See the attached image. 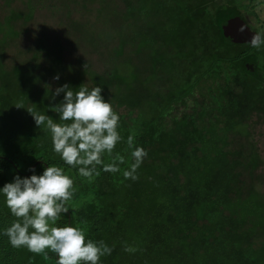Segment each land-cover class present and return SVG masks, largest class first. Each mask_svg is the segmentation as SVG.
<instances>
[{
  "label": "trees",
  "instance_id": "trees-1",
  "mask_svg": "<svg viewBox=\"0 0 264 264\" xmlns=\"http://www.w3.org/2000/svg\"><path fill=\"white\" fill-rule=\"evenodd\" d=\"M15 1L0 23V189L17 175H42L46 164L63 168L75 197L56 226L82 227L86 239L112 247L100 264H264V158L248 124L264 116V45L233 43L220 21L249 0H18L12 8ZM109 6L106 17L123 19L125 33L98 23ZM39 9L59 16L65 40L44 22L29 33ZM10 40L24 47L4 46ZM64 84L102 87L120 116L113 155L130 162L129 135L148 152L138 180L123 177L127 163L81 177L54 152L51 133L16 107L63 123L50 109ZM14 220L0 193V264H58L50 250L13 248L3 232ZM125 242L138 250L125 252Z\"/></svg>",
  "mask_w": 264,
  "mask_h": 264
},
{
  "label": "clouds",
  "instance_id": "clouds-1",
  "mask_svg": "<svg viewBox=\"0 0 264 264\" xmlns=\"http://www.w3.org/2000/svg\"><path fill=\"white\" fill-rule=\"evenodd\" d=\"M232 12L246 23L239 29L240 32L249 28L254 33L249 45H238L260 49L264 45V31L257 32L255 25H251L244 15H254L253 10L250 7L247 10L235 8L223 14L230 15ZM224 37L235 43L232 38ZM84 68L86 70L87 64ZM251 69L256 70L255 66ZM55 79L58 80L59 76ZM60 93H65L63 101L50 110L58 113L63 123L54 122L52 117L32 108H25L22 103L16 107L26 109L38 128L51 133L54 152L60 155L66 165L78 169L81 177L91 181L94 175L100 174L98 166H102L105 172L115 174L121 172L120 166L127 163L128 167L122 172L123 177L126 180H138V169L148 152L138 147L134 136L129 135L125 151L130 155V162L124 155H113L117 144L123 140L118 131L120 116L101 95L102 87L96 86L89 90L86 84H82L78 91H73L68 84H64L56 88L52 99L55 100ZM105 155L111 159L110 163L104 162ZM0 193L4 195L6 206L15 217L11 226L3 232L13 248H26L34 254L45 255L46 250H50L58 256V264H100L102 257L112 254L113 248L103 240L86 239L82 227L56 226L62 214L69 212V201L75 197L74 181L63 168L46 164L42 175L34 174L25 178L17 175L14 182L0 189ZM137 250L125 242V252L135 253Z\"/></svg>",
  "mask_w": 264,
  "mask_h": 264
},
{
  "label": "rangeland",
  "instance_id": "rangeland-1",
  "mask_svg": "<svg viewBox=\"0 0 264 264\" xmlns=\"http://www.w3.org/2000/svg\"><path fill=\"white\" fill-rule=\"evenodd\" d=\"M114 0H111V2H113ZM117 3L120 4L119 1H117ZM249 4H250V8L253 10L254 15H250L249 17H247V13H244V15L246 16L248 22L252 25H255V28L258 31H264V0H249ZM20 1L16 0L13 4H11V7H20ZM94 7H97V5L95 4ZM113 7H108L105 11H104V18L99 21L98 23H100L101 26H106V27H115L116 29H118V27H121L122 32L125 33V25H124V21L123 19L117 20L115 17H106L107 13L110 12L112 10ZM242 8V7H241ZM91 11V15H95L96 11L93 7H90ZM244 9V8H242ZM8 15V6H7V0H0V23L4 22L6 17ZM59 18V16H58ZM58 18H54L51 17L49 14V11L46 9H39L35 12V16L34 19L29 22L27 24V28L29 29V33L31 32V30H36L38 28H40L43 24V22L56 30V32L58 33V35L65 40L66 37L68 36L69 32L66 31L64 28H60L58 27V22L56 21ZM17 27L20 26V24H16ZM6 33V32H5ZM78 41L79 37L77 38ZM20 41L18 40H10L7 43L4 44V46L8 43H18ZM3 46V48H4ZM21 46L24 47V43L20 42L18 48L20 49ZM127 52H129L130 50V46H126ZM76 50H73V52ZM21 52V50H20ZM24 54H25V59L28 55V51L25 50L24 48ZM67 56H72V53L67 50ZM6 57V63L8 64H13L15 62V54L14 51L12 49H8V53ZM251 67L256 66V64H251ZM182 108H180L179 110H181ZM248 124L251 126L250 127V131L252 132L253 136V142L257 143V147H258V152L262 155V157L264 158V116H258V115H254L253 117H251L248 120Z\"/></svg>",
  "mask_w": 264,
  "mask_h": 264
},
{
  "label": "water",
  "instance_id": "water-1",
  "mask_svg": "<svg viewBox=\"0 0 264 264\" xmlns=\"http://www.w3.org/2000/svg\"><path fill=\"white\" fill-rule=\"evenodd\" d=\"M220 21L222 23L224 36L232 38L237 44L249 45L248 42H250L254 33H252L249 28H246L244 32L239 31V29L246 24L240 16H237L236 13H234L232 17L223 14L220 17Z\"/></svg>",
  "mask_w": 264,
  "mask_h": 264
}]
</instances>
